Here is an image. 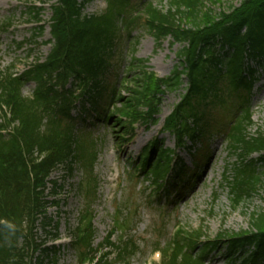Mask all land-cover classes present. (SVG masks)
I'll return each instance as SVG.
<instances>
[{
	"label": "trees",
	"instance_id": "obj_1",
	"mask_svg": "<svg viewBox=\"0 0 264 264\" xmlns=\"http://www.w3.org/2000/svg\"><path fill=\"white\" fill-rule=\"evenodd\" d=\"M52 1L29 0L34 21H40L41 6L50 7L48 56L21 74L14 66L0 71V264H56L58 250L38 241L37 230L49 235L48 230L57 229L48 215L54 203L48 196L61 187L49 178L58 170L71 176L76 168L81 171L77 188L83 202L70 231L76 263L109 264L114 255L118 264H128L138 251L135 239L124 234L117 244L110 241L123 229L126 218L121 211L116 213L114 231L94 245L98 151L95 140L85 138L83 126L88 119L90 124L102 122L124 140L133 135L135 125L156 122L164 93L178 91L182 78L184 93L163 126L174 136L175 150L195 158L197 143L224 134L239 158L227 183L232 209L254 194H264V172L257 170L264 164V130L255 136L247 132L256 82L248 61L264 59V0H239L237 7L218 14L204 9L202 0H166L162 7L148 0H103L104 9L91 15L84 11L92 0ZM8 27L10 23L4 24L3 30ZM138 30L157 47L167 38L180 45L181 69L175 66L169 76L157 78L144 60L131 58L124 76L116 79L115 70L123 62L122 43ZM38 31L41 35L43 28ZM29 82L35 89L26 97L22 89ZM213 111L224 120L217 131ZM150 145L156 157L145 156L140 169L155 190L167 195L168 187L176 190L180 178L189 182L183 161H174L175 150L160 148L157 142ZM252 154L259 157L249 159ZM157 250L158 264H206L214 252L222 256L223 264H264V209L250 214L247 231L203 239L196 232L177 229Z\"/></svg>",
	"mask_w": 264,
	"mask_h": 264
},
{
	"label": "rangeland",
	"instance_id": "obj_2",
	"mask_svg": "<svg viewBox=\"0 0 264 264\" xmlns=\"http://www.w3.org/2000/svg\"><path fill=\"white\" fill-rule=\"evenodd\" d=\"M148 1L158 7L166 4V0ZM202 1L204 9H209L213 14L226 13L230 6L239 5V0ZM31 7L33 6L29 0H0V71L14 66L15 71L20 74L35 60L43 61L50 52L51 46L47 45L50 40L49 5L41 8L39 24L31 18ZM103 9V0H92L84 13L98 14ZM7 23H10L11 27L3 30L4 24ZM37 25L43 27L41 35L38 34ZM19 44L21 46L18 49ZM171 45L168 38L157 47L147 33L142 30L134 31L131 38L122 43L123 62L115 70L116 79L124 76L131 58L144 60L148 72L157 78L169 76L179 64L177 53L181 48L178 44ZM178 69L181 68L178 66ZM255 77L257 81L249 103L251 125L247 128L248 134L253 136L264 130V65L257 67ZM185 87L186 82L182 78L178 91L164 94L156 122L135 126L133 135L125 136L124 140L117 138V130L101 122L90 124L88 119L84 126L86 129L82 128L83 132L87 130L86 139L90 136L95 140L98 151L94 170L99 182L98 200L92 207L94 245L104 242L110 231H114L116 213L121 211L119 215L122 214L126 218L121 224L123 229L115 232L110 241L117 244L124 234L135 239L138 251L128 264H158L159 254H153L154 248L162 249L177 229L196 232L203 235V239H214L226 233L236 234L248 230L251 213L260 208L264 209V194L261 193L254 194L236 210L232 209L227 183L234 177V167L239 163V158L238 153L230 149L224 134H216L202 143H197L195 158L191 153L182 150L176 152L177 158L181 159L188 169L190 180L184 183L183 179L187 178H180L176 190L172 186L168 187L170 193L167 195H160L155 191L147 174L141 175L136 171L137 161H140L144 149L150 143L156 141L159 147L174 148V138L163 134L162 129L165 119L179 102ZM33 89L34 83H28L24 86L22 94L30 96ZM220 115L217 111L211 113L216 119H222L223 116ZM217 121L214 126L216 131L224 120ZM203 147L206 153H203ZM258 157V154H252L249 159ZM257 167L258 171L264 172V164H258ZM50 181L61 187L56 195L48 196V200L54 202L49 207L48 215L56 223L57 229L48 230L49 235L38 229V241L45 242L47 246L55 245L58 250L56 264H77L69 247V236L70 231L76 227L77 217L83 205L77 188L81 181V171L76 168L73 174L68 176L66 171L58 170L50 177ZM50 188L49 186L48 193ZM220 250V253H223V249ZM223 262L222 256L215 252L206 258V264ZM108 263L118 264V260L114 259L113 255Z\"/></svg>",
	"mask_w": 264,
	"mask_h": 264
}]
</instances>
